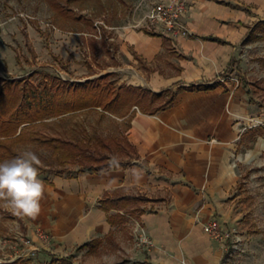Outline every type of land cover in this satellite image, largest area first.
<instances>
[{"label": "crops", "instance_id": "1", "mask_svg": "<svg viewBox=\"0 0 264 264\" xmlns=\"http://www.w3.org/2000/svg\"><path fill=\"white\" fill-rule=\"evenodd\" d=\"M155 1L137 0L131 20L114 26L124 53L135 64L134 56L142 61L123 83L157 92L220 83L179 91L175 103L157 113L137 107L127 130L137 155L127 165L41 177L46 186L41 213L15 217L36 244L42 243L38 228L51 234L46 250L66 256L86 249L102 255L95 264L223 262L224 240L205 224L227 217L239 167L264 154V127L245 128V117L264 107L235 74L251 26L264 19V0H189L188 34L138 24ZM125 195L147 199L104 207L106 198ZM115 214L120 216L111 219ZM139 226L152 245L140 246Z\"/></svg>", "mask_w": 264, "mask_h": 264}, {"label": "rangeland", "instance_id": "2", "mask_svg": "<svg viewBox=\"0 0 264 264\" xmlns=\"http://www.w3.org/2000/svg\"><path fill=\"white\" fill-rule=\"evenodd\" d=\"M59 1L66 3L64 13L58 12L53 0H0L1 76L10 79L37 72L33 76L37 82L45 73H58L64 78L82 81L115 70L111 78L122 84L127 80L126 75L142 65L139 58L134 56L139 61L135 64L121 49L120 33L114 27L131 20L137 0ZM85 17L91 18L94 24L90 25ZM244 44V62L236 66L235 74L246 84L253 100L264 107V38L247 39ZM85 115L89 124H99L97 113ZM251 115L264 119V110ZM251 115L245 117L247 124ZM119 119L120 125L105 119L100 126L105 132L119 133L127 127V119ZM38 156L45 167L46 161ZM120 157L125 156L117 154L111 160ZM77 168L72 165L73 171L66 173L71 174ZM239 173L228 215L223 214L219 219L223 231L228 233L222 264H264V154L257 163L240 166ZM54 174L50 168L40 170V177L47 180ZM4 203L0 200L3 206L0 208V263L51 264L55 261L54 264H59L57 258L61 253L44 247L30 255H18V251L25 250L19 236L26 232ZM73 252L75 261L81 264H95L103 259L102 255L86 249L76 248Z\"/></svg>", "mask_w": 264, "mask_h": 264}, {"label": "trees", "instance_id": "3", "mask_svg": "<svg viewBox=\"0 0 264 264\" xmlns=\"http://www.w3.org/2000/svg\"><path fill=\"white\" fill-rule=\"evenodd\" d=\"M53 5L60 13L67 9L66 3L61 4L59 0H53ZM85 19L90 25L94 24L91 18ZM261 38H264V19L251 26L246 40ZM35 75L37 72L10 79L0 75V163L31 150L44 158L47 170L50 168L55 173L73 171L72 165L78 166L71 174L125 166L129 163L127 160L136 157V147L127 135L137 111L135 106L144 112L157 113L172 106L179 91L211 89L220 83L182 85L178 89L157 92L144 86L117 84L111 78L114 72L82 81L64 78L58 73H45L36 82ZM91 112L98 114L99 124L87 122L85 114ZM119 118L127 119L124 131L105 132L100 126L105 119L120 125ZM117 154L125 157L111 160ZM145 199L141 195H125L106 198L103 204L109 210ZM0 208H3L1 204ZM140 209L135 207V210ZM116 216L120 214L112 215L111 219ZM74 258L73 254L58 256L57 261L59 264H81Z\"/></svg>", "mask_w": 264, "mask_h": 264}, {"label": "clouds", "instance_id": "4", "mask_svg": "<svg viewBox=\"0 0 264 264\" xmlns=\"http://www.w3.org/2000/svg\"><path fill=\"white\" fill-rule=\"evenodd\" d=\"M40 157L26 150L11 161L0 163V200L17 216L35 218L42 211L46 186L40 177Z\"/></svg>", "mask_w": 264, "mask_h": 264}, {"label": "built area", "instance_id": "5", "mask_svg": "<svg viewBox=\"0 0 264 264\" xmlns=\"http://www.w3.org/2000/svg\"><path fill=\"white\" fill-rule=\"evenodd\" d=\"M188 11L189 0H158L148 5L144 17L138 24L145 21L151 26H161L174 31L175 33L188 34L190 32L186 22ZM247 125L250 127H264V119L260 117V115H251L248 118ZM245 128H247V126ZM139 229H141L138 239L140 246L152 245L153 242L147 234L145 228L139 226ZM205 229L213 236L222 240H224L228 235V233L223 231L222 222L216 217L205 224ZM37 234L42 241L41 244H36L35 241L27 234L19 236L22 245L25 246V250L20 252L18 251V255H30L42 247L47 248L52 245L53 237L43 228H38Z\"/></svg>", "mask_w": 264, "mask_h": 264}]
</instances>
